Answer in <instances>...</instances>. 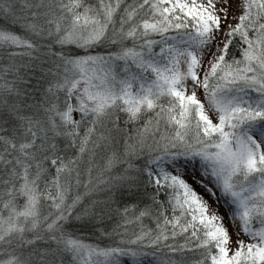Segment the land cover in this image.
Wrapping results in <instances>:
<instances>
[{
  "label": "snow or ice",
  "instance_id": "obj_1",
  "mask_svg": "<svg viewBox=\"0 0 264 264\" xmlns=\"http://www.w3.org/2000/svg\"><path fill=\"white\" fill-rule=\"evenodd\" d=\"M0 264H264V0H0Z\"/></svg>",
  "mask_w": 264,
  "mask_h": 264
},
{
  "label": "rangeland",
  "instance_id": "obj_2",
  "mask_svg": "<svg viewBox=\"0 0 264 264\" xmlns=\"http://www.w3.org/2000/svg\"><path fill=\"white\" fill-rule=\"evenodd\" d=\"M198 191H199V189H198ZM221 213L224 214V209H223V208H221ZM225 224H226V226L228 227L230 233H233V239H235L233 226H232V224L228 221L227 216L225 217Z\"/></svg>",
  "mask_w": 264,
  "mask_h": 264
}]
</instances>
